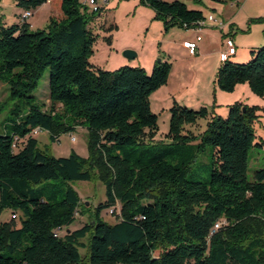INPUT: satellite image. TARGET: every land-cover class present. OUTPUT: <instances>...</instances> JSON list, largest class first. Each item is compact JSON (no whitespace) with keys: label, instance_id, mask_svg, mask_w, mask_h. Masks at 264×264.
Segmentation results:
<instances>
[{"label":"trees","instance_id":"obj_1","mask_svg":"<svg viewBox=\"0 0 264 264\" xmlns=\"http://www.w3.org/2000/svg\"><path fill=\"white\" fill-rule=\"evenodd\" d=\"M85 1L59 0V14L36 31L21 16L8 24L0 14V80L9 91L0 101V212H11L0 221V264H264V168L248 176L250 151L262 146L255 110L235 102L223 117L174 101L169 130L157 138L151 95L168 83L171 63L159 59L151 74L92 63L103 8ZM142 1L166 29L206 17L181 0ZM46 2L17 0L32 11ZM249 57L221 61L216 86L234 91L248 83L264 96V44ZM47 70L50 94L42 101L34 92ZM79 125L88 128L87 157L52 155L33 134L40 128L58 139ZM204 153L210 173L199 179L192 166ZM95 175L106 201L73 229L86 202L69 182ZM48 180L67 182L62 197L37 188ZM118 203L116 221H105L102 211Z\"/></svg>","mask_w":264,"mask_h":264},{"label":"rangeland","instance_id":"obj_2","mask_svg":"<svg viewBox=\"0 0 264 264\" xmlns=\"http://www.w3.org/2000/svg\"><path fill=\"white\" fill-rule=\"evenodd\" d=\"M136 1H139L142 8H136ZM181 1L187 3L190 8L202 9L207 18L212 14L225 22L232 23L225 30H221L214 22H206V26L199 32L204 42H210L206 54L194 59L188 49L181 47L185 39L193 40L196 37L195 28H185L175 24L166 29L164 22L154 15L155 10L142 0H109L94 20L93 26L100 34L90 61L107 70H115L124 65L145 67L152 63L153 66L148 70L149 74L152 73L154 64L159 59L171 63L168 85H163L151 95L152 109L158 115L157 138L160 139L164 138L169 130L170 107L174 101L195 109L205 106L223 117L228 116L231 103L242 102L253 108L258 115L254 123L255 141L260 142L262 146H255L250 151L248 176L252 178L256 170L264 168V96L253 92L248 83L237 85L234 91L220 90L215 82L218 68L211 70L209 54L213 52V43L221 42L224 33L229 32L232 25L236 27L234 41L238 49L243 50L249 43L258 45L264 38V0ZM89 7L92 9L91 6ZM24 10L17 4V0H0V14L8 24L20 23V16ZM52 13L51 5L39 6L28 20L31 22L29 30L45 28ZM129 49L136 53L132 58L124 54L125 50ZM122 58L131 64L121 62ZM249 59L250 57L242 62H247ZM49 80L50 70H47L34 92V95L42 101H47L49 98ZM8 93L6 84L0 80V101H3ZM4 105L7 106V103ZM199 124L200 129L203 130L207 120L201 119ZM33 134L39 139L40 146L52 155L68 156L73 150L84 157L89 155L88 128L85 126L79 125L76 130L62 132L58 139H51L46 130ZM72 135L75 136V140H72ZM192 167L193 177L207 178L210 173L208 153L199 155ZM69 184L86 202L85 206H81L80 213L71 225V228L76 229L90 221L95 207L106 201V188L97 175L95 179L89 181H72ZM67 187V182L64 183L62 180H48L37 186V188H45L47 195L55 194L59 198ZM10 216L9 210L1 211L0 221ZM102 218L109 223L116 221V216L109 213L108 208L102 211ZM84 242L87 244L88 237ZM80 251L85 255L88 249L80 248Z\"/></svg>","mask_w":264,"mask_h":264},{"label":"built area","instance_id":"obj_3","mask_svg":"<svg viewBox=\"0 0 264 264\" xmlns=\"http://www.w3.org/2000/svg\"><path fill=\"white\" fill-rule=\"evenodd\" d=\"M239 1V0H238ZM51 0H47L46 3H50ZM85 3L88 6H91L92 9L94 11L99 10V8H104L108 3L109 0H86ZM34 11H32L31 9H27L24 10L23 13L21 14V19L23 21H28L29 18L33 15ZM207 21H211L214 22L216 24L217 27H219L221 30H224L225 27L228 25L227 22H225L222 19H219L217 17H215L214 15L210 14L207 17H205V19L199 20L197 22H195L192 26H190V28H195L197 31V35L193 40H184L183 41V46L188 49V52L192 55L196 54L198 51V43L200 42V40L202 39L201 34L199 33L200 30L206 26V22ZM184 27L185 28H189V25L187 23H184ZM224 45H225V49L221 51L220 53V60L226 61L227 59L230 58V56L234 55L237 51V47L234 41L233 36L231 35V33H224ZM39 131H41L40 128H36L33 130V133H38ZM72 140H75V136L72 135ZM120 209V205L119 203L113 207V209L109 210V213L113 214L115 213V211ZM13 218H17L16 214L12 215ZM219 223L216 224V227H219Z\"/></svg>","mask_w":264,"mask_h":264},{"label":"crops","instance_id":"obj_4","mask_svg":"<svg viewBox=\"0 0 264 264\" xmlns=\"http://www.w3.org/2000/svg\"><path fill=\"white\" fill-rule=\"evenodd\" d=\"M51 5V12H53L52 14H51V16H56L57 14H59V12H60V3H59V0H52L50 3H44L43 5ZM136 8H142V6L139 4V1H136ZM154 15H155V12H154ZM50 16V17H51ZM29 23H31V22H29ZM227 24L228 25H230V24H232V23H228L227 22ZM227 25V26H228ZM30 26H31V24H30ZM226 26V27H227ZM225 27V28H226ZM235 29H236V27L235 26H231V28H230V31L229 32H227V33H231V35L233 36V38H234V33H235ZM225 30V29H224ZM202 36V35H201ZM224 39V38H223ZM223 39H222V41L221 42H214L213 43V52H210V54H209V56H211L210 58V68H211V70H215V68H216V70H217V68H219V66L222 64V62H221V60H220V53H221V51L222 50H224L225 49V45H224V42H223ZM185 40H188V39H185ZM189 40H191V39H189ZM204 39H203V37H202V39L200 40V42L198 43V51H197V53L196 54H194V55H192V58H194V59H197L200 55H202V54H206L207 53V49H208V47H209V43L210 42H204L203 41ZM263 42H264V38L261 40V44H263ZM260 43H258V45H253L252 43H249V45L247 46H245L244 48H243V50H240V49H238L237 48V51H236V53L234 54V55H232L231 57H230V59L231 60H233V61H244V60H246V58H248L249 56H250V49L251 48H255V47H258V46H260L259 44ZM181 47H183L185 50H186V48L183 46V45H181ZM190 54V53H189ZM121 62H123V63H126V64H131V63H128L125 59H121ZM151 66H153L152 65V63L151 64H149V65H145V69L148 71V70H150L151 69ZM149 72V71H148ZM217 72V71H216ZM169 77H170V75H169ZM168 81H170V78H169V80ZM169 83V82H168ZM168 83H167V85H168ZM232 104V103H231Z\"/></svg>","mask_w":264,"mask_h":264},{"label":"water","instance_id":"obj_5","mask_svg":"<svg viewBox=\"0 0 264 264\" xmlns=\"http://www.w3.org/2000/svg\"><path fill=\"white\" fill-rule=\"evenodd\" d=\"M124 54L125 56L132 58L135 56L136 53L133 50L129 49V50H125Z\"/></svg>","mask_w":264,"mask_h":264}]
</instances>
